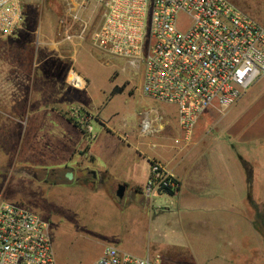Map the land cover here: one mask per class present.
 <instances>
[{
	"label": "crops",
	"instance_id": "0c3cea01",
	"mask_svg": "<svg viewBox=\"0 0 264 264\" xmlns=\"http://www.w3.org/2000/svg\"><path fill=\"white\" fill-rule=\"evenodd\" d=\"M87 11L93 13L85 3L79 13L83 15ZM259 25L264 29V25ZM24 28L21 23L15 33ZM92 45L81 36L77 40L54 39L45 46L40 42L36 57L41 64L48 60L71 63L83 59L86 50L91 48L102 56L103 53ZM60 68L51 70V76L43 68L34 70L40 74L37 80L34 77L30 80V93L47 94V101L35 99L31 111L22 110L27 125L46 119L51 125H60L61 134L52 129L55 148L61 138L68 140L72 150L82 147L81 153L71 157V164L76 161L81 164L76 170L70 169L72 179L66 180V184L56 182V185H104L109 204H112L111 195L115 197V185H124V194L128 193L134 205L124 220L128 228L135 230L145 219L142 209L135 206V198L142 197L144 204L149 206L153 203L145 198L144 188L149 178V165L157 162L173 176L179 189L174 195L165 194L166 198L159 200L155 210L149 212L148 222L141 225L154 232L158 227L167 226L168 238L155 233L156 238H150L145 248L135 252L136 256L158 257L161 264H178L192 252L205 253L202 262L211 264H233L237 256L240 257L237 264H263L264 77L235 105L222 111L207 109L192 130L186 132L178 125L175 106L152 99L149 101L153 108L134 123L111 126L109 121L100 118L98 109L94 113L87 110L85 97L83 100L77 97L76 92L86 86L81 89L82 84L74 82L80 89L68 87L66 69ZM76 78L84 79V76L78 74ZM79 99L82 108L101 126L90 138L83 137L82 133L77 136L76 129L63 114L70 105L64 108L65 100ZM40 104L44 106L42 109L38 108ZM6 122L14 134L0 132L4 137L1 145L9 148L16 141L19 122ZM61 161L65 163L67 158L61 157L58 163ZM241 161L251 171L250 183ZM87 173L91 174L90 180L83 177ZM79 174L82 179L78 178ZM160 197L162 195L156 199ZM218 256L223 259L218 260Z\"/></svg>",
	"mask_w": 264,
	"mask_h": 264
},
{
	"label": "rangeland",
	"instance_id": "374dc122",
	"mask_svg": "<svg viewBox=\"0 0 264 264\" xmlns=\"http://www.w3.org/2000/svg\"><path fill=\"white\" fill-rule=\"evenodd\" d=\"M227 1L257 24L264 25V0ZM86 4L93 13H78L76 18L84 23L80 26L79 22L73 21L65 0H22L24 31L0 36V132L14 134L6 121L19 122L15 134L18 139L14 137L16 141L9 148L1 145L4 137L0 133V204H17L45 222L56 264H90L105 246L136 255V251L147 246L150 238H156L155 233L157 236L165 234L164 237L168 238L169 231L167 226L164 229L158 227L155 232L150 227L141 228L144 221L148 222L149 212L155 210L159 200L166 198L164 195L153 199L150 206L144 204L142 197L136 196L137 204H134L142 209L145 219L134 230L128 228L124 220L134 208L127 192L122 199H116L112 194V204H109L104 185H56V182L68 183L66 173L81 165L77 161L74 165L70 162L72 156L82 152V147L72 150L68 140L61 138L55 148L51 135L54 129L56 133H62L60 125H51L47 119L27 125L22 114V110L33 109L35 99L47 101V94L30 93V80L33 77L37 80L36 76L40 74L34 70L40 67L50 74L57 66L66 69L65 81L70 88H74L71 81L78 74L84 76L86 81L82 80L86 88L76 92L77 97L81 100L85 97L87 110L94 113L98 109L100 118L109 121L111 126L134 123L153 108L150 98L142 93V70L130 67L123 59L101 56L91 48L77 62L48 60L39 63L36 56L40 52V42L45 46L54 39L77 40L81 36L92 44L91 36L101 23L102 11L92 3ZM188 23L186 17H179L181 29ZM115 88L119 90L116 94L112 93ZM79 103L80 99L65 100L63 107L70 105L63 114L76 129L77 136L82 133L83 137L90 138L101 126ZM43 107L40 104L38 108ZM75 110H79L80 117L71 115ZM88 127L93 128L89 130ZM61 157L67 158V162L58 163ZM51 172L60 179L50 176ZM118 185H115L114 193ZM205 256V253L189 252L178 264H211L202 262ZM217 258L223 259L221 256ZM239 259L237 256L236 260ZM236 260L233 264H237Z\"/></svg>",
	"mask_w": 264,
	"mask_h": 264
},
{
	"label": "built area",
	"instance_id": "2783aa9c",
	"mask_svg": "<svg viewBox=\"0 0 264 264\" xmlns=\"http://www.w3.org/2000/svg\"><path fill=\"white\" fill-rule=\"evenodd\" d=\"M65 1L80 26L84 23L76 15L86 2L102 11L92 44L103 55L142 70V93L175 106L178 125L186 132L207 109L235 105L264 77V29L227 0ZM181 16L189 20L182 29ZM23 18L22 0H0V36L13 34ZM71 115L80 117L79 110ZM178 189L159 163L149 165L148 201ZM0 264H56L45 222L7 202L0 204ZM90 264L161 263L158 257L105 246Z\"/></svg>",
	"mask_w": 264,
	"mask_h": 264
},
{
	"label": "water",
	"instance_id": "95a60500",
	"mask_svg": "<svg viewBox=\"0 0 264 264\" xmlns=\"http://www.w3.org/2000/svg\"><path fill=\"white\" fill-rule=\"evenodd\" d=\"M93 176H95V175L93 174ZM72 177H73V175L71 172H67L65 175V178L69 179V180H71ZM124 193H125V186L122 184L118 185L117 190L115 191V197L117 199H122L124 196Z\"/></svg>",
	"mask_w": 264,
	"mask_h": 264
},
{
	"label": "trees",
	"instance_id": "16d2710c",
	"mask_svg": "<svg viewBox=\"0 0 264 264\" xmlns=\"http://www.w3.org/2000/svg\"><path fill=\"white\" fill-rule=\"evenodd\" d=\"M118 91H119L118 88H115V89L113 90V93H116V92H118ZM241 164H242V166H243V169H244L245 172L247 173V179H248V182L250 183V180H251V171H250L248 165H247L245 162L241 161ZM171 195H172V194H171Z\"/></svg>",
	"mask_w": 264,
	"mask_h": 264
},
{
	"label": "flooded vegetation",
	"instance_id": "af4514ba",
	"mask_svg": "<svg viewBox=\"0 0 264 264\" xmlns=\"http://www.w3.org/2000/svg\"><path fill=\"white\" fill-rule=\"evenodd\" d=\"M72 175H73V174H72ZM50 176H53L55 179H60L59 176L55 175V172H54V173L51 172ZM90 176H91V174H90V173H87V174H86L85 176H83V177L86 178L87 180H90V179H89ZM78 178L82 179V177L80 176V174H79ZM84 178H83V180H85Z\"/></svg>",
	"mask_w": 264,
	"mask_h": 264
},
{
	"label": "bare ground",
	"instance_id": "6f19581e",
	"mask_svg": "<svg viewBox=\"0 0 264 264\" xmlns=\"http://www.w3.org/2000/svg\"><path fill=\"white\" fill-rule=\"evenodd\" d=\"M76 80H77V83H78L77 85H81V84L83 85V82H82L81 79L75 77V78L73 79V81H76Z\"/></svg>",
	"mask_w": 264,
	"mask_h": 264
}]
</instances>
